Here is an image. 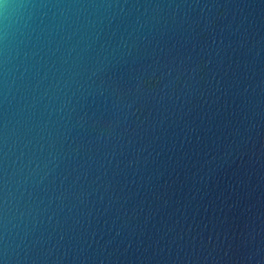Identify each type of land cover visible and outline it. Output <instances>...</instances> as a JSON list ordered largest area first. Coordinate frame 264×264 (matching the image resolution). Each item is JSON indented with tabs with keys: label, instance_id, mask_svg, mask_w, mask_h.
I'll return each mask as SVG.
<instances>
[{
	"label": "clouds",
	"instance_id": "clouds-1",
	"mask_svg": "<svg viewBox=\"0 0 264 264\" xmlns=\"http://www.w3.org/2000/svg\"><path fill=\"white\" fill-rule=\"evenodd\" d=\"M0 264H264V0H0Z\"/></svg>",
	"mask_w": 264,
	"mask_h": 264
}]
</instances>
